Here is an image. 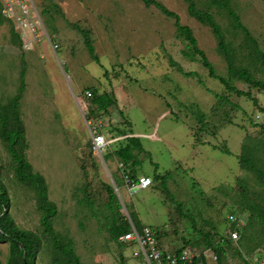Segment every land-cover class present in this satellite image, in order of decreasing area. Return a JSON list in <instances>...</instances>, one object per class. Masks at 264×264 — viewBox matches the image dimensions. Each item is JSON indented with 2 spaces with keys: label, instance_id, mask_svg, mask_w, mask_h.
I'll return each mask as SVG.
<instances>
[{
  "label": "rangeland",
  "instance_id": "rangeland-1",
  "mask_svg": "<svg viewBox=\"0 0 264 264\" xmlns=\"http://www.w3.org/2000/svg\"><path fill=\"white\" fill-rule=\"evenodd\" d=\"M153 1L176 13L181 24L192 29L216 71L226 75L227 64L218 52L211 28L189 15L188 3ZM194 1L198 10H207L204 0ZM231 1V7L264 51V0ZM34 2L49 36L60 49L54 52L43 38L26 52L14 43L10 24L1 26L0 101L7 103L16 95L25 68L27 89L21 111L30 144L28 158L34 170L46 178L49 197L58 206L56 231L74 241L82 263L143 264L138 246L122 247L110 240L107 222L117 217L107 216V185L117 184L115 193L125 205L122 215L129 210L138 228L148 226L159 232L166 250L187 247L189 240L201 242L203 234L215 237L217 231L224 233L230 226L227 216L240 201L246 200L243 202L250 206L249 197L243 196V186L264 190L256 175L239 163L247 140L256 143L264 139V90L235 83L242 91L250 90L258 105L247 97L228 93L219 80L209 76L199 58L192 62L185 55L191 50L188 42L178 37L176 20L165 15L156 3ZM209 13L227 34L229 17L215 15L212 10ZM80 30L89 32L100 63L92 59ZM171 60L198 77L184 76ZM257 78L264 81V74ZM88 89L111 93L117 99L107 114L92 117L101 134L112 142L103 158L94 154L90 145L86 116L91 109L85 98ZM119 129L121 132L116 131ZM125 132L140 136L147 152L139 157L137 175L153 178L156 164L158 173L169 174V195L156 182L146 190L129 191L124 186L112 151L126 142L127 136H120ZM221 148H228L232 154H225ZM0 165L15 222L42 235L34 193L13 177L10 156L1 140ZM255 200L262 202L260 198ZM236 215L243 221L239 227L246 226L248 215ZM192 248L206 247L201 244ZM9 255V244H0V264H6ZM51 259L45 245L37 264H53ZM198 264H264V248L256 253L241 243L228 245L221 259H199Z\"/></svg>",
  "mask_w": 264,
  "mask_h": 264
},
{
  "label": "trees",
  "instance_id": "trees-1",
  "mask_svg": "<svg viewBox=\"0 0 264 264\" xmlns=\"http://www.w3.org/2000/svg\"><path fill=\"white\" fill-rule=\"evenodd\" d=\"M185 1L188 3L189 15L211 28L217 40L218 52L222 55L227 64L226 75L222 76L216 71L205 51L199 47L198 40L192 29L182 25L180 17L176 13L153 0H145L147 4L156 3L165 15L176 20L177 35L179 38L188 42V48L191 50V54L185 53L190 61L194 62L199 58L203 67L208 70L209 76L219 80L228 93H235L240 97H247L258 105V100L253 97L250 90L247 92L242 91L235 83L241 82L247 84L251 88L264 90V81L257 78L258 74H264V51L261 48L259 39L255 38L250 30L242 23L240 16L231 7V0H204L206 6L204 8H207V10L204 11L198 10L194 0ZM211 10L215 15L229 17L230 23L227 34L223 33L219 23L216 22L215 18L209 13ZM6 22L11 26L14 43L22 48L21 37L19 33L16 32L14 25L3 16L0 2V27ZM80 31L85 38V44L92 59L100 63L89 32L87 30ZM240 36L241 40L238 41V37ZM229 37H231V39H229ZM171 65L177 68V70L186 77H198V74L195 72H186L183 67L174 60H171ZM26 76L27 70L24 68V70L21 71V84L16 95L7 103H2L0 101V140L10 156L13 177L19 184L31 189L34 193L37 209L41 214L40 224L43 229V234L39 235L36 232L22 229L15 222L11 214L9 189L3 178L4 168L0 165V244L8 243L10 246V255L6 264H37L38 257L42 254L45 245L52 255L51 263L83 264L76 253L74 241L68 238V235H62L56 231L54 219L58 215V206L49 197V186L46 178L41 173L34 170L28 158L30 144L21 111V102L27 89ZM200 83H202L201 80ZM86 91L92 92V98L88 100L91 111L88 116H86V119L89 121L94 120L92 117H97L100 113L107 114L109 109L117 102L115 95L111 93L99 94L94 89H88ZM200 121L203 122V115ZM261 128L264 132V125L261 126ZM116 131L121 132L120 129ZM128 135L131 136L125 138L124 141L126 142L117 150L114 152L112 151V156L117 160L118 164H125L131 172V177L137 180L139 176L136 173V167L140 163L139 157L147 152L140 138L132 136L134 135L133 132L120 133L122 137ZM221 149L225 154H232L228 148ZM239 163L243 169L253 172L259 182L264 185V139H260L256 141V143L247 140L242 147ZM154 165L156 166V173L152 181L153 183H159L162 192L169 195L170 192L167 183L169 174L162 176V174L158 173V166L156 164ZM116 187L118 188L117 184ZM243 190V196L247 195L249 197L248 204L250 206L243 202L246 200L240 201L236 210L229 213V215H234L238 219V222L231 223L227 218L230 224L227 230L239 232L240 239L237 243L250 246L251 251L257 253L264 248V190H257L255 188H250V186H243ZM251 190L253 191L250 194ZM107 193L109 195L107 204L109 214L107 216L117 217L116 221L113 222L108 219L107 227L110 240L114 243H118V239L121 236L131 231V227L126 216H123L121 213L123 205L111 185H107ZM252 194L256 197L252 196ZM256 198L262 199V202H257V200H255ZM236 214L248 215L247 224L243 228L239 227V221L241 219H239ZM133 223L140 231L146 227L143 226L138 228L134 220ZM225 232L222 233L217 231L215 237L211 234H203V240H201V242H192L189 240L187 241V247L170 251L179 253L184 248L192 246L197 247L204 244L206 247L205 249L212 248L218 255V258L220 257L221 259L225 254L226 246L234 245L231 236L225 234ZM158 236L160 239L159 232ZM44 241L46 242L44 243ZM221 241H224V243ZM240 256L242 255L240 254ZM199 259L204 260L205 258L202 256L195 258L192 264H198Z\"/></svg>",
  "mask_w": 264,
  "mask_h": 264
},
{
  "label": "built area",
  "instance_id": "built-area-1",
  "mask_svg": "<svg viewBox=\"0 0 264 264\" xmlns=\"http://www.w3.org/2000/svg\"><path fill=\"white\" fill-rule=\"evenodd\" d=\"M0 2L3 16L14 25L16 32L21 37L22 50L26 52L32 51L43 38L48 40L54 52L60 49V45L49 36L34 0H0ZM85 98L90 100L92 92L86 91ZM86 106H90V103H87ZM87 124L91 137L92 151L100 158H103V152L112 142L106 140L105 136L101 134L98 125L92 120H87ZM118 169L123 177L124 185L129 191L135 189L145 190L152 186L153 181L149 177L133 179L130 170L125 164L120 163ZM123 207H125L124 204ZM227 218L231 223L238 222L234 215H229ZM126 219L130 224L131 231L121 236L118 239V243L122 246H138L143 264H192L195 258L201 256L211 258L214 261L218 260V256L212 248L198 250L197 248L188 247L179 253L166 250L160 243L158 232L148 226L144 227L142 231L138 230L128 213H126ZM239 223L242 224L243 221L240 220ZM225 234L231 236L234 244H237L240 239L237 231L227 230ZM221 242L224 243V241Z\"/></svg>",
  "mask_w": 264,
  "mask_h": 264
},
{
  "label": "crops",
  "instance_id": "crops-1",
  "mask_svg": "<svg viewBox=\"0 0 264 264\" xmlns=\"http://www.w3.org/2000/svg\"><path fill=\"white\" fill-rule=\"evenodd\" d=\"M134 133V132H133ZM129 136H131V135H128L127 137H129ZM132 136H135V137H140V136H138V135H136L135 133H134V135H132ZM144 136H146V135H144ZM126 137V138H127ZM119 165V164H118ZM139 177H149V178H151V179H153L151 176H148V175H142V176H139ZM146 190V189H145Z\"/></svg>",
  "mask_w": 264,
  "mask_h": 264
},
{
  "label": "water",
  "instance_id": "water-1",
  "mask_svg": "<svg viewBox=\"0 0 264 264\" xmlns=\"http://www.w3.org/2000/svg\"><path fill=\"white\" fill-rule=\"evenodd\" d=\"M113 187H114V189H115V191H116V187H115V185H113Z\"/></svg>",
  "mask_w": 264,
  "mask_h": 264
}]
</instances>
